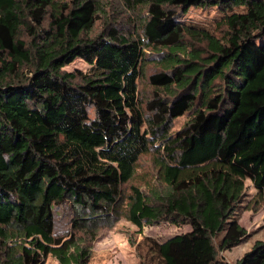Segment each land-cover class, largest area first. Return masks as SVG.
<instances>
[{
	"label": "trees",
	"instance_id": "1",
	"mask_svg": "<svg viewBox=\"0 0 264 264\" xmlns=\"http://www.w3.org/2000/svg\"><path fill=\"white\" fill-rule=\"evenodd\" d=\"M147 155L155 184L130 187ZM247 180L264 202V0H0V264H89L122 219L191 227L146 238V264H217L248 235ZM236 264H264V241Z\"/></svg>",
	"mask_w": 264,
	"mask_h": 264
},
{
	"label": "rangeland",
	"instance_id": "2",
	"mask_svg": "<svg viewBox=\"0 0 264 264\" xmlns=\"http://www.w3.org/2000/svg\"><path fill=\"white\" fill-rule=\"evenodd\" d=\"M114 6L119 5L120 0H104V3ZM113 17V16H112ZM219 13L215 10L191 9L190 12L182 19L190 24L204 27L212 33L216 31ZM115 19V17H113ZM129 16L122 17V22H128ZM104 26L102 22L95 28V35H99ZM132 30V27H129ZM263 41H259L262 43ZM80 68L86 70L88 66L85 63H75L68 67L69 70ZM151 72V67L148 68ZM140 92L142 96L147 95L146 100L150 98L151 88L145 83L140 82ZM189 119V115L174 121L171 132L176 133L181 130ZM154 155L144 156L137 168L136 178L130 184L142 190H146L147 185L152 182L155 184V164ZM247 197L243 204V210L240 215L239 223L247 231L248 235L244 242L229 251L219 252L217 264H236L253 246L264 241V202L259 200L257 190L254 184L247 180ZM129 188V186H128ZM249 209V210H247ZM55 232L58 236H67L72 228L74 217L73 209L70 203L66 202L54 206ZM191 231L188 225L175 226L166 221L152 226H145L142 231L131 223L122 219L116 223L115 227L104 228L100 231L99 236L92 244V255L89 264H146L148 251L152 246L146 238L152 239L157 243H164L172 237L185 234ZM46 264H60L53 257H49Z\"/></svg>",
	"mask_w": 264,
	"mask_h": 264
}]
</instances>
